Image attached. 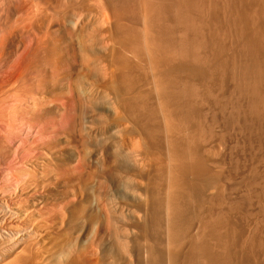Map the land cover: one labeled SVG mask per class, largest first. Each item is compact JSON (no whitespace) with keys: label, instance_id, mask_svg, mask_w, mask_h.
Segmentation results:
<instances>
[{"label":"rangeland","instance_id":"1","mask_svg":"<svg viewBox=\"0 0 264 264\" xmlns=\"http://www.w3.org/2000/svg\"><path fill=\"white\" fill-rule=\"evenodd\" d=\"M0 264H264V0H0Z\"/></svg>","mask_w":264,"mask_h":264},{"label":"bare ground","instance_id":"2","mask_svg":"<svg viewBox=\"0 0 264 264\" xmlns=\"http://www.w3.org/2000/svg\"><path fill=\"white\" fill-rule=\"evenodd\" d=\"M160 2V4H162V6L168 10L172 3L173 0H158ZM3 213H4V206L0 203V219L3 217Z\"/></svg>","mask_w":264,"mask_h":264}]
</instances>
